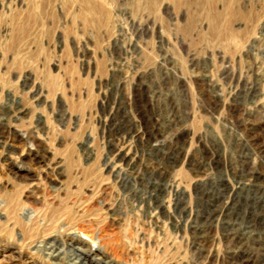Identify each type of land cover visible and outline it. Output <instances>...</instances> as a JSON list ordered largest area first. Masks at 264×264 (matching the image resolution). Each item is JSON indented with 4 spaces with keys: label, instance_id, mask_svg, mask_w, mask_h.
I'll use <instances>...</instances> for the list:
<instances>
[{
    "label": "rangeland",
    "instance_id": "1",
    "mask_svg": "<svg viewBox=\"0 0 264 264\" xmlns=\"http://www.w3.org/2000/svg\"><path fill=\"white\" fill-rule=\"evenodd\" d=\"M90 1L0 0V264H70L77 247L80 264L264 263V227L192 215L251 171L264 207V0ZM116 97L142 133L119 168Z\"/></svg>",
    "mask_w": 264,
    "mask_h": 264
},
{
    "label": "bare ground",
    "instance_id": "2",
    "mask_svg": "<svg viewBox=\"0 0 264 264\" xmlns=\"http://www.w3.org/2000/svg\"><path fill=\"white\" fill-rule=\"evenodd\" d=\"M87 1L90 2V8L95 7V3H92L90 0ZM119 87L120 85H117V87L112 90H118ZM145 93L146 92L144 91V95ZM141 96L144 97L143 95ZM212 96L213 98L211 99L213 100H208V103L210 105L216 106L221 102H225V99L217 93H214ZM138 100L142 101L143 99L138 98ZM258 105H260V107H264V100H261ZM112 108H114V111H112L111 114V120L113 122L109 126L112 127L110 129L113 130L109 136L112 137L111 135L114 133L117 136H125V138L127 139L124 140L125 143L130 140L129 138L135 139V141L140 142L142 140V133L139 132V130L135 129V127L133 126L132 118L128 115L127 109L123 108V102L120 98H115V102ZM18 111L24 112L21 108H18ZM151 133L153 134L154 138L150 140V143L146 144V148L149 152L153 153L159 152L161 150L163 154L156 155L158 157L163 158L162 160H164V158L166 157L164 148L156 146L154 140L158 136L152 131ZM124 144L120 147L115 146L110 149L108 159L110 160L109 162L112 163V167L119 168L121 167L122 162L129 164L128 154H131L132 146L130 143H127L126 145ZM170 159H172V156H168L165 160ZM261 161L264 162V154H262L261 156ZM215 167L217 169L220 168L218 162H215ZM237 178L238 180H235V183L233 184L225 182L223 184H217L215 186H212V188L214 189V194L212 193V199H210L212 195L210 197L207 196L206 198H200L199 202L201 204V207L195 212V214H192L197 225L201 223H204L206 225L212 224L215 221L219 220L226 230H234L238 227L239 223L244 220L245 224L247 225L246 229H252L254 227H264V207L258 206V204H256L257 200L249 201L247 197L244 196V193H248L251 190L253 191L252 188L254 187V185H258L259 180L262 178L261 175L258 173V171H251L248 172V177L246 175H242ZM140 185L142 187H145V183L143 182V180H141ZM149 185L150 198L154 199V202L156 204L160 203L159 200L166 189L165 185L160 182L150 183V181ZM246 201L248 202L245 203ZM174 204L181 211H184L185 206L184 204H182V200L180 198L179 200L178 198H176ZM244 204L250 205L251 208H249L247 211V209L244 208L246 206H244ZM195 229L198 231V233L201 232V230L197 227H195ZM246 229L239 230H241V233L243 234ZM75 250L76 251L74 252V259H72L70 264H80L83 260L87 259V251H84L80 247L75 248Z\"/></svg>",
    "mask_w": 264,
    "mask_h": 264
}]
</instances>
